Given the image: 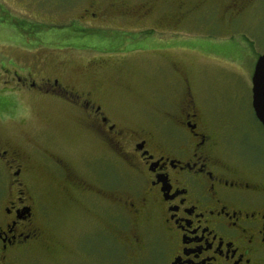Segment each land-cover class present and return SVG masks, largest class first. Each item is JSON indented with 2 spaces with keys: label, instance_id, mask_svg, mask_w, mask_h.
Listing matches in <instances>:
<instances>
[{
  "label": "flooded vegetation",
  "instance_id": "af4514ba",
  "mask_svg": "<svg viewBox=\"0 0 264 264\" xmlns=\"http://www.w3.org/2000/svg\"><path fill=\"white\" fill-rule=\"evenodd\" d=\"M258 1L72 0L80 4L79 12L67 23L51 19L63 27L57 38L65 45L54 46L51 39L47 44L60 50L71 45L98 49L101 42L88 45L83 39L74 42V38L99 37L109 30L118 33L126 24L135 23L137 30L154 39L152 47L145 48L150 52H188L191 48L172 44L167 35L192 26L199 16L210 15L219 26L222 18L221 27L230 34L239 18L254 19ZM157 33L164 37H155ZM103 42L106 47L100 48L109 49L111 41ZM174 62L169 61L172 70L165 76L166 89L153 94L160 116L154 122L124 123L96 91L65 82L64 71L36 77L22 67L11 70L10 79L5 80L14 87L0 95V115L16 110V102L4 93L31 92L56 101L73 110L83 130L94 134L128 168L125 187L117 179L104 181L108 169L103 167L94 183L71 172L63 158H43L77 194L62 210L73 204L79 207L78 196L95 203L105 216L103 227L115 240L116 249H122V256L91 264H264V167L258 170L249 165L247 142L237 134L238 128L233 135L224 134L226 122L220 120L226 117L207 99L197 72L183 70ZM0 165L8 172L4 180L7 190L0 201V264H35L44 245L42 223L50 220V209L59 207L36 194L19 147L0 142ZM108 211L114 216L111 226Z\"/></svg>",
  "mask_w": 264,
  "mask_h": 264
},
{
  "label": "rangeland",
  "instance_id": "374dc122",
  "mask_svg": "<svg viewBox=\"0 0 264 264\" xmlns=\"http://www.w3.org/2000/svg\"><path fill=\"white\" fill-rule=\"evenodd\" d=\"M79 7L72 0H0V95L8 87H14L5 80L10 79V71L16 68L31 70L36 77L64 71L65 82L81 90L96 91L124 123L147 124L146 121L154 122L160 117L153 94L166 89L165 76L172 70L169 61H175L183 70L197 72L207 99L220 108L222 118L226 117L220 120L226 122L224 134L233 135L238 128L237 134L244 138V144L247 142L249 165L258 170L264 167V128L252 106V75L259 56L264 53V0L256 4L254 19L239 18L230 34L221 27L223 19L219 26L212 15L199 16L185 30L169 33L167 39L172 44L191 48L188 52L169 54L145 49L152 47L154 39L146 37L148 32L137 30L135 23L126 24L118 33L109 30L99 37L74 38V42L85 40L88 45L101 42L99 46L103 48L106 47L103 40L111 41L113 45L107 43L109 49L49 47V39L55 41L54 46L65 45L63 39L57 38L63 27L56 26L51 19L67 23L79 12ZM103 35L107 38L103 39ZM154 36L164 37V34ZM207 50L209 53H203ZM45 56L46 61L39 62V57ZM30 93H4L12 103L16 102V110L13 109V115H0V142L19 147L27 159V177L36 194L59 207L50 209V220L42 223L44 245L35 264H91L122 256V249H116L115 240L103 227L105 216L95 203L78 196L79 207L73 204V208L62 210L71 198L75 201L77 194L61 172L43 158H63L71 172L93 179L94 183L98 182L103 167L108 169L104 181L112 183L111 180L117 179L125 187L128 168L112 156L107 146L99 144L94 134L83 130L73 110ZM7 175L0 165V201L7 190L4 185ZM111 212L107 213L109 226L114 218Z\"/></svg>",
  "mask_w": 264,
  "mask_h": 264
},
{
  "label": "water",
  "instance_id": "95a60500",
  "mask_svg": "<svg viewBox=\"0 0 264 264\" xmlns=\"http://www.w3.org/2000/svg\"><path fill=\"white\" fill-rule=\"evenodd\" d=\"M252 105L264 127V53L259 56L252 75Z\"/></svg>",
  "mask_w": 264,
  "mask_h": 264
}]
</instances>
